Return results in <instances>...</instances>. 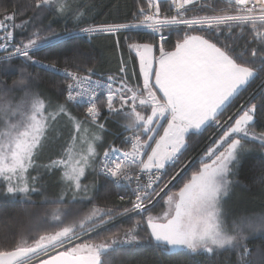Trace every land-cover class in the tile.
<instances>
[{
    "label": "snow or ice",
    "instance_id": "snow-or-ice-1",
    "mask_svg": "<svg viewBox=\"0 0 264 264\" xmlns=\"http://www.w3.org/2000/svg\"><path fill=\"white\" fill-rule=\"evenodd\" d=\"M164 5L137 0L135 22L95 23L91 0H0V196L25 205L0 218V264H113L146 245L206 264L222 253L229 264H264V246H248L264 234V211L230 220L226 208L253 158L264 185V0ZM139 29L151 42L124 45L135 54L125 60L121 37ZM100 38L120 54L115 71L102 66ZM62 120L69 147L39 163ZM197 144L198 159L185 160ZM21 217L27 225L13 228Z\"/></svg>",
    "mask_w": 264,
    "mask_h": 264
},
{
    "label": "trees",
    "instance_id": "trees-1",
    "mask_svg": "<svg viewBox=\"0 0 264 264\" xmlns=\"http://www.w3.org/2000/svg\"><path fill=\"white\" fill-rule=\"evenodd\" d=\"M6 3H16L18 0H5ZM22 2V0H20ZM137 0H91L92 8L89 9L92 17L94 18L95 23H101V22H112L115 20L116 22H131L133 21L131 19L130 12L134 10V5L136 4ZM205 3H207V0H204L200 2L199 4L202 6ZM203 14V13H201ZM92 22L91 20L89 21ZM64 23L63 20L59 21V24H54V27H59ZM71 26V25H69ZM84 26V25H81ZM227 31V30H226ZM183 35V33H180ZM192 34H201V33H192ZM124 35L131 36L132 39L125 41L123 36L121 37V44L122 46L126 45L127 43H144V42H151L149 40L150 34L147 32H138L133 31L130 33H126ZM21 36H17V39H21ZM176 33L173 32L171 38L169 39L168 43L165 45V47L168 50H172L174 47V44L176 42ZM223 39V38H222ZM231 39V38H229ZM80 43L87 47V41L86 38L81 40ZM242 43V41H241ZM97 53H104V62H103V68L105 72H107L109 69L115 71L119 59V53H116V56L114 57L112 55V46L109 40H106L104 38H100L95 42L94 45ZM240 49L237 48V51ZM42 55V54H41ZM135 57L134 53H129L126 46L123 47V58L125 60H128L129 56ZM135 62L134 60L129 63V68L131 71L132 63ZM29 71L33 72L34 74L38 71L36 68H30ZM136 71L138 73V66L136 65ZM43 75V73H41ZM15 77H8L9 84L11 83L12 79ZM260 83V79L255 80L246 91L242 93V97H246L249 92H252L254 89L257 88V86ZM49 95H52L54 98V93H49ZM238 103V102H237ZM72 112L74 115L80 116L83 112L82 108H77L74 105L71 106ZM260 129H257L259 131ZM212 129H208L204 132V137L207 138L212 134ZM201 143L203 141H200ZM101 151L103 149H100ZM56 151L55 149L49 148V152ZM198 153H199V144L196 145L195 149L192 151H189L186 153L184 159L187 160L193 156H196L198 159ZM49 154V155H50ZM48 155V156H49ZM47 156V157H48ZM47 157L43 158V161L40 163H47ZM258 163V160L256 158H253L250 161L249 167L241 174L238 179L241 181V184L236 186L237 193H238V199L244 198L243 201H233L231 204H228L226 208L230 210L232 215L230 216V220L232 218H235V216L241 215V214H259L260 212L264 211V185H262L258 178L255 177L252 174L251 171V165ZM198 166V164L196 165ZM179 167V166H177ZM195 170L194 167H189L184 174V176L181 177V182L185 177H190L191 172ZM175 170L169 169V175L173 174ZM169 177L166 176L165 180H167ZM54 179V178H53ZM173 191L176 189L173 188ZM60 191V188L58 185H55L51 180L48 181V194L51 195L53 193L58 194ZM108 194L107 189H101L100 194L98 196V206L103 207V200L104 197ZM33 200H39L41 199L40 196L33 195ZM24 205V203L19 198H8L5 196H0V218H2L5 214L13 215L17 213ZM161 207L157 206L156 211H160ZM87 210V208H85ZM22 224H14L13 228H18L24 225H27V218L21 217ZM127 227V223L125 222L123 225H116V227ZM37 228H43L44 225H37ZM112 231H115V228L112 229ZM106 233H100V236L98 237H91L93 240L100 239L103 235ZM248 246L255 250L258 246H264V234L257 233L254 234L252 237L249 238ZM231 259H235V257H231ZM113 264H206V258L204 256H188L184 253H176L172 255H162L159 252H157L153 247L151 246H144L142 248L136 249L132 252L125 253L123 255H114L112 257ZM220 264H229L228 254L222 253L219 257Z\"/></svg>",
    "mask_w": 264,
    "mask_h": 264
},
{
    "label": "rangeland",
    "instance_id": "rangeland-1",
    "mask_svg": "<svg viewBox=\"0 0 264 264\" xmlns=\"http://www.w3.org/2000/svg\"><path fill=\"white\" fill-rule=\"evenodd\" d=\"M138 66V63H137ZM68 132H69V127L66 123L65 120L60 121L56 127L52 130V132L50 133V136L55 137L57 139L53 140L52 142L49 143V145L46 147L45 151L42 153L40 160L38 161L39 163L43 161V158H46L50 152H49V148L55 149L57 150V148L59 147V145L61 143H63L64 147L67 148L69 147V144L66 142L69 139L68 136ZM52 153V152H51ZM33 175H35V173H32ZM91 181V177H89V181L86 182H90ZM237 189L235 187L233 194L231 195V197L228 199V201L226 202V206L228 204H231L233 201H243L244 198L242 199H238V193H237ZM160 211H162V209H160ZM159 212V211H158Z\"/></svg>",
    "mask_w": 264,
    "mask_h": 264
},
{
    "label": "built area",
    "instance_id": "built-area-1",
    "mask_svg": "<svg viewBox=\"0 0 264 264\" xmlns=\"http://www.w3.org/2000/svg\"><path fill=\"white\" fill-rule=\"evenodd\" d=\"M202 1H204V0H199V3L200 2H202ZM171 3V0H165V5H164V7L166 8L167 7V5L168 4H170ZM225 3H226V0H225ZM163 10V9H162ZM131 22H135V21H131ZM136 31H138V32H147V33H149L146 29H139V30H136ZM150 34V33H149ZM162 131V130H161ZM145 179H147V177H145Z\"/></svg>",
    "mask_w": 264,
    "mask_h": 264
},
{
    "label": "crops",
    "instance_id": "crops-1",
    "mask_svg": "<svg viewBox=\"0 0 264 264\" xmlns=\"http://www.w3.org/2000/svg\"><path fill=\"white\" fill-rule=\"evenodd\" d=\"M157 55H158V51H157V53H156ZM135 55V54H134ZM138 71H139V69H138Z\"/></svg>",
    "mask_w": 264,
    "mask_h": 264
}]
</instances>
